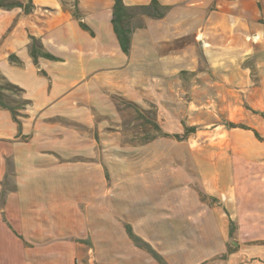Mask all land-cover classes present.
I'll use <instances>...</instances> for the list:
<instances>
[{
	"label": "crops",
	"instance_id": "0c3cea01",
	"mask_svg": "<svg viewBox=\"0 0 264 264\" xmlns=\"http://www.w3.org/2000/svg\"><path fill=\"white\" fill-rule=\"evenodd\" d=\"M10 1L0 264H264V0H157L128 55L113 0Z\"/></svg>",
	"mask_w": 264,
	"mask_h": 264
},
{
	"label": "trees",
	"instance_id": "16d2710c",
	"mask_svg": "<svg viewBox=\"0 0 264 264\" xmlns=\"http://www.w3.org/2000/svg\"><path fill=\"white\" fill-rule=\"evenodd\" d=\"M113 1H114L113 10H112L113 30H114V33H115L117 39H118L121 50L126 55H128L129 51H130L131 34H132V29H131L132 26L130 24V16L133 15V17H134L136 14L140 13V14L152 17V18H160V17L164 16L168 7L160 5V3L157 0H152L150 2V4H148V5H138V6H126L123 3V0H113ZM16 4H17V2H14V1L0 0V7H3V8H10ZM29 10H30V8H29ZM80 25L84 29H88V27L85 24H83L82 22H80ZM34 59H35V56H34ZM9 93L17 95L19 97V100H17V101L12 100L10 98ZM22 93H23V90L21 88L12 84L4 76H2L0 74V107L10 110L15 121L18 122L19 124H20V122L17 119L18 114H17L16 109L20 106L27 105V101L22 98V95H23ZM127 104L136 108L134 105H132L130 103H127ZM149 113L152 115L153 119H155V117H154L155 112L151 111ZM145 119H146L147 123L151 124L152 129H153V133H154V134H148V137L146 138L145 141H149L150 139H154V138H156L157 135H159L158 133L155 134V132L160 133V128L154 120H150L149 118H146V117H145ZM189 131L190 130H186V133ZM163 135L168 136L167 134H163ZM255 135L259 139H261L257 133H255ZM173 137L175 139L179 140V139H183L184 136L174 135ZM126 229L128 231V234L130 235V237L134 241L140 240L136 235L133 234L129 225H126ZM145 245H148V244L145 243Z\"/></svg>",
	"mask_w": 264,
	"mask_h": 264
},
{
	"label": "rangeland",
	"instance_id": "374dc122",
	"mask_svg": "<svg viewBox=\"0 0 264 264\" xmlns=\"http://www.w3.org/2000/svg\"><path fill=\"white\" fill-rule=\"evenodd\" d=\"M9 95H10V98L12 100H15V101L19 100V97L17 95H15V94L9 93ZM148 112H151V111H148ZM148 112L146 114V118L153 119L152 115L150 113H148ZM141 121H142L141 124H143V120L140 117H136V115L134 114L133 110H131V111L128 110L127 112H124V116H123V119H122V130H125L128 133L132 132V130H134V128H135L134 125L139 124ZM149 131H150L151 134H154L152 132L151 128L149 129ZM149 131H148V133H149ZM128 140H129V138H128Z\"/></svg>",
	"mask_w": 264,
	"mask_h": 264
}]
</instances>
